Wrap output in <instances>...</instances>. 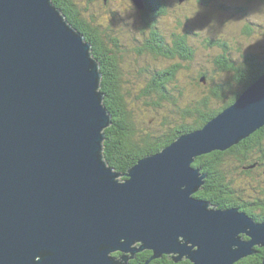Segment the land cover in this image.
Listing matches in <instances>:
<instances>
[{"label": "water", "instance_id": "1", "mask_svg": "<svg viewBox=\"0 0 264 264\" xmlns=\"http://www.w3.org/2000/svg\"><path fill=\"white\" fill-rule=\"evenodd\" d=\"M92 48L53 0H0V264H134L146 250L235 264L256 253L264 221L197 197L207 175L193 163L264 126V73L120 179L102 153L112 114Z\"/></svg>", "mask_w": 264, "mask_h": 264}, {"label": "trees", "instance_id": "2", "mask_svg": "<svg viewBox=\"0 0 264 264\" xmlns=\"http://www.w3.org/2000/svg\"><path fill=\"white\" fill-rule=\"evenodd\" d=\"M95 6L96 9L92 10L94 7L92 6L86 12L93 17V20L83 18L80 9L69 11L68 16L71 18L70 23L92 44L93 54L102 60L101 71L104 78L102 90L106 96L104 102L107 107L110 104L113 105L109 110L112 120L109 127L105 129L106 139L103 141L102 153L105 161L118 172L119 176L125 177L124 174L128 168L144 155L156 153L170 145L179 135L203 127L218 113L232 105L243 90L264 73V50L261 49L263 44H260V49L263 51L258 50L256 53L248 50L240 56L238 61L229 56L226 59L227 65L221 68L226 72L225 76L228 75L229 78L221 82L216 77L212 78L210 72L208 75L207 68L202 67L200 70L195 66L197 48L191 45V34L186 33L183 28L179 27V32L181 35L186 33V38L175 37L176 40H173L169 36L166 39L159 35L156 39L152 37L147 39L141 31L130 33L131 31L123 30L120 27L122 25L120 21L123 18L117 12L97 11L98 4ZM170 11L178 12L177 6L169 8L167 13ZM240 12L249 20L247 16L251 13L250 10ZM167 13L162 10H149L148 15H143V18L145 21L151 20L157 23L159 18H163ZM248 22L253 24L251 21ZM111 27L118 32L114 33L110 30ZM248 27L250 31L247 35H251L253 29L250 25ZM124 34L129 39L125 40ZM213 43L217 44L215 41L210 44ZM131 46H134L133 50L138 55L133 62L129 57V52L132 51ZM222 46L227 47V44L223 42ZM146 52L155 59H161L159 66L154 65L152 68L149 64L141 65V59L145 60L147 56ZM126 61L129 65L133 64L132 68L124 67ZM137 67H141L142 71L133 73ZM193 67L200 71L199 75L195 76L197 79L201 80L202 76L206 75L204 78L208 81L204 83L207 88L209 85L207 95L205 92L202 96L191 98L184 94L185 83L179 78V73L181 69L190 70ZM220 67L221 65L215 70L218 71ZM154 69H161L162 72L156 74L153 72ZM137 75L144 77L139 98L145 101V105L148 108L154 107L155 111L163 105L168 109V115L161 120V127L154 128L153 125H149V129H147L148 125L139 127L140 123H137L128 107L125 100L126 93L133 90V80ZM153 81L158 87L151 86ZM185 97L186 104H182L181 100ZM153 118L154 121L152 118L149 120L152 119L156 125L157 120ZM193 166L207 175L202 189L195 194L197 197L210 201L218 208L239 207L257 221H264V197H261L264 196L263 190L261 195H248L245 189L235 187L233 177L234 175L250 176L252 173L258 175V169L264 166L263 127L226 151H214L199 156ZM254 191L257 192L255 188ZM256 248V253L242 258L235 264H264V246ZM138 256L137 259L132 260L134 264H144L148 260H150L149 264H191L187 259L175 263L169 255L152 258L153 253L149 250L142 251Z\"/></svg>", "mask_w": 264, "mask_h": 264}, {"label": "rangeland", "instance_id": "3", "mask_svg": "<svg viewBox=\"0 0 264 264\" xmlns=\"http://www.w3.org/2000/svg\"><path fill=\"white\" fill-rule=\"evenodd\" d=\"M113 1V3L122 6V18L129 22H135L136 26H133V31L139 32L143 27L141 26L143 16L140 11H136V9L131 6L130 1L132 0ZM80 3H83V5L86 4L84 0H80ZM184 3L185 6H183L182 11H170L163 18H159L160 22L165 21L163 27L168 29L167 32L163 33L168 34L171 30H176L181 27L178 24L179 22L185 23L188 26L186 27L187 31L191 32L190 43L197 48L194 64L197 68H200V70L202 67L207 68L208 75L210 72L212 78L216 77L221 82L229 78L228 75L225 76L226 72L221 69L222 67L225 68V65H227L226 59L229 56L238 61V59L241 58L240 56L248 50H253L256 53L258 50H264V0H211V3L210 0H208L207 4H200L198 0H185ZM128 4L129 7L126 6ZM80 6H82V4H80ZM191 6L200 7V9L195 11ZM94 9H96V6L92 8V10ZM245 10H250L251 12L247 16L249 20L240 12ZM97 11L108 12L109 8L106 6L101 9L98 6ZM248 21H251L253 24H250ZM249 25L253 29L251 35H247L250 31ZM127 31L130 32L129 30ZM213 41L217 42V44H210ZM223 42L227 44V47L222 46ZM260 44H263L261 49ZM131 48L132 51L129 52V57L133 62V60L137 59L138 55L136 51L133 50L134 46H131ZM146 54L145 60H140L142 66H148V64L152 68H154V65L159 66L158 64L161 62V59H155L148 52H146ZM218 61H220V63ZM132 65L133 64L129 65L128 61L124 63L126 69L132 68ZM220 65V69L216 71L215 69ZM141 71V67H137L133 70V73H139ZM199 73L200 71L198 69L195 70V67L190 70L181 69L179 78L185 83L184 94L186 96L193 98L202 96L205 92V95L208 94L209 85L207 88L204 83L208 81L204 78L206 75L202 76L201 81L195 77L199 75ZM143 79V76H136L133 80L134 88L132 91H129L128 94L126 93L125 100L133 116L137 120V123H140L139 127H145L146 125H148L147 129H149V125H153L152 127L154 128L161 127V120L164 116L168 115V109L163 105V107L160 106V109L155 111L154 107L148 108L145 105V101L139 98L142 92L140 89L142 88ZM245 90L246 89L243 91ZM184 100L186 102V97L181 100L182 104H186ZM153 117L157 120L156 125L153 123ZM150 118H152L153 121L152 119L150 121ZM258 172V175L253 173L250 176L234 175L235 187H237V189H245L248 195H261L260 193L262 190L264 192V166L260 167ZM121 177L122 176H119V178ZM254 188L257 192L254 191Z\"/></svg>", "mask_w": 264, "mask_h": 264}, {"label": "flooded vegetation", "instance_id": "4", "mask_svg": "<svg viewBox=\"0 0 264 264\" xmlns=\"http://www.w3.org/2000/svg\"><path fill=\"white\" fill-rule=\"evenodd\" d=\"M84 1L86 4L83 5V3H80V0H53L55 5L61 10V12L66 16V18L69 21H71V18L68 16V12L73 10V9H80L82 11V17L83 18H85L86 20H93V17L91 15H87L86 12L88 10H90L92 6H95L96 4H98V6L101 9L103 7L107 6L109 8V11H115L120 16L122 14V10H123L122 6L121 5L119 6L118 4L113 3L114 2L113 0H84ZM198 1L200 4H207L208 3V0H198ZM100 2L102 4H99ZM143 2H144V8L140 9V8H138L137 4L135 3V0L130 1L131 6L133 8H135L136 11H140L142 13V16L143 15L147 16L149 10H162L163 12L167 13L168 9L171 7L176 8V6H177V10L182 11L183 6H185V3H184L185 0H178V1H176V0H143ZM79 3L82 4V6H80ZM210 3H211V0H210ZM101 5H102V7H101ZM126 6L129 7V4ZM168 6H170V7H168ZM191 7L195 11L200 9V7H193V6H191ZM116 16H117V14H116ZM120 23H122V25H120V27L123 30H129V31H131L130 33H138V31H133V26H136L135 22H129V21L123 19L122 21H120ZM164 23H165V21H162V22L158 21L157 23H153L151 20L145 21L143 18L142 25H141L143 27L141 28L140 31H141V33L142 32L144 33L143 36L147 37V39H149L150 37L156 39L157 36L162 35L166 39H168L167 36H169L171 39L176 40L175 37L182 39V38H186V33H188L189 35L191 34V32L187 31V29H186V27H188V26L185 23H180V22L178 23L179 26H181L184 30H186L185 35H181V33L179 32V28H177L176 30H171L168 33L171 35L164 34L162 32L168 31L167 28L163 27ZM110 30L114 31V33L118 32V30L113 28V27H111ZM190 37H191V35H190ZM123 38L125 40L129 39V37L126 34H124ZM177 42H179V41H177ZM174 44L177 45L175 41H174ZM98 60H99V58H98ZM99 61H100V66H101V70H102V66H103L102 60H99ZM160 71H161V69H154L153 70V72L156 74L159 73ZM103 80H104V78H103V74H102L101 89H102ZM108 84L110 86V83H108ZM156 85L157 84L155 83V81H153L151 83V86H156ZM156 87H158V86H156ZM105 98H106V96H105ZM106 106H107V104H106ZM111 106H113V105L110 104V106L108 107L109 110L112 108ZM115 254L119 256L120 252H117ZM138 254H137V256H138ZM140 254H141V252H140ZM137 258L138 257H136V259ZM175 263H177V262H175Z\"/></svg>", "mask_w": 264, "mask_h": 264}, {"label": "bare ground", "instance_id": "5", "mask_svg": "<svg viewBox=\"0 0 264 264\" xmlns=\"http://www.w3.org/2000/svg\"><path fill=\"white\" fill-rule=\"evenodd\" d=\"M99 63H100V61H99ZM123 177V176H122ZM263 205V204H262ZM257 249V248H256ZM139 257V256H138Z\"/></svg>", "mask_w": 264, "mask_h": 264}]
</instances>
